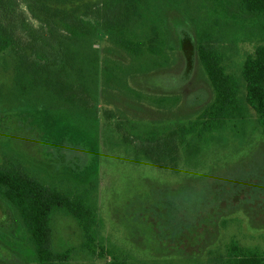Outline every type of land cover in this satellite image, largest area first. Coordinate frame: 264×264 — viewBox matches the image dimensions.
<instances>
[{
    "label": "rangeland",
    "instance_id": "rangeland-1",
    "mask_svg": "<svg viewBox=\"0 0 264 264\" xmlns=\"http://www.w3.org/2000/svg\"><path fill=\"white\" fill-rule=\"evenodd\" d=\"M102 1L53 4L48 13L32 0H18L14 11L0 9V18L27 42L29 54L45 50L50 55L62 36L55 9L97 13ZM239 2L156 0L153 17L161 22L168 43L159 58L145 54L137 59L104 39H86L81 54H94L99 67L75 72L71 79L92 80L99 103L91 112L55 102L49 91L18 94L14 62L0 54V163L12 157L62 188L92 186L100 238L117 257L90 256L82 248L78 221L57 209L51 219L53 248L72 247L74 253L72 261L56 264H211L233 239L248 248H264V129L254 114L237 130L215 133L193 160L174 169L144 155L137 159L135 153L136 145L145 144L139 130L153 135L156 120L190 117L210 99L212 89L196 50L197 28L213 17L254 25L256 18L239 13ZM134 21L136 34L151 33L153 24ZM237 34L217 40L219 46L234 44L252 52L261 43ZM0 264H38L22 220L2 198Z\"/></svg>",
    "mask_w": 264,
    "mask_h": 264
},
{
    "label": "trees",
    "instance_id": "trees-1",
    "mask_svg": "<svg viewBox=\"0 0 264 264\" xmlns=\"http://www.w3.org/2000/svg\"><path fill=\"white\" fill-rule=\"evenodd\" d=\"M17 1L0 0V9L10 13ZM32 2L49 13L53 4L69 5L74 0ZM155 2L103 0L97 13L89 9L84 14H79V9L67 12L56 8L54 16H59L57 23L62 27V36L56 38L57 44L50 55L45 50L29 54L27 42L0 18V54L10 56L14 62L17 93L47 94L49 91L55 102L64 100L91 112L99 103L93 96L92 80L71 79L75 72L80 75L81 70L93 72V68L99 67L94 54H81L82 45L92 37L96 41L104 39L137 59L145 54L162 57L168 43L161 22L153 17L151 5ZM237 5L241 15L256 18L257 22L246 25L236 19L224 21L213 17L199 23L197 28L196 50L210 83L212 98L192 117L179 118L175 125L164 126L161 131L153 127V135L140 136L145 144L135 146L137 159L144 155L152 163L174 169L179 163L193 160L215 133L229 128L237 130L240 123L247 124L251 114L264 129V0H240ZM29 8L35 13L32 5ZM86 16L91 19L84 18ZM137 18H141L142 23L146 20L153 24L150 34H136L132 27ZM239 32L248 38L254 36L261 43L256 44L252 52L242 51L234 44L219 46L217 40H231L228 36ZM92 50L98 51L95 45ZM240 61L241 69L235 70ZM162 63L164 60L159 66ZM92 190V186L62 188L48 183L12 157H5L0 163V198L7 201L22 220L34 244L38 264L72 261L74 248L64 251L53 248L51 219L57 209H63L78 221L84 239L82 248L90 256L117 258L114 250L100 238L99 203L92 200ZM211 264H264V248H248L233 239L226 244L224 253L212 257Z\"/></svg>",
    "mask_w": 264,
    "mask_h": 264
},
{
    "label": "crops",
    "instance_id": "crops-1",
    "mask_svg": "<svg viewBox=\"0 0 264 264\" xmlns=\"http://www.w3.org/2000/svg\"><path fill=\"white\" fill-rule=\"evenodd\" d=\"M167 50V49H166ZM166 52V51H165ZM163 54H165V53H163ZM209 90V89H208ZM212 92V91H211ZM212 94L213 93H211V96L209 97L210 99L212 98ZM210 99H208V100H210ZM207 100V101H208ZM203 107V104L201 105V107L200 108H202ZM200 110V109H199ZM197 112H198V110H197ZM196 114V112L194 113V114H192L190 117H192L193 115H195ZM187 118H189V117H187ZM178 121V119H174L172 116H169V117H167V118H165V119H159V120H156L155 121V127H154V129L156 128V129H160V131L164 128V126L165 127H168V124H170V123H173L172 125H175V123ZM140 132H138V133H140L141 135H145V133H143V132H145L146 130H144V128L143 129H141V130H139ZM139 138H140V136H139ZM141 139V138H140Z\"/></svg>",
    "mask_w": 264,
    "mask_h": 264
}]
</instances>
